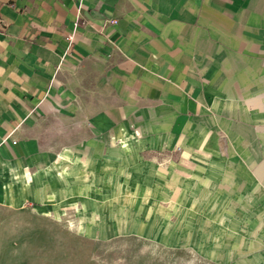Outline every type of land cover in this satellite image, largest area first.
<instances>
[{"label": "crops", "instance_id": "crops-1", "mask_svg": "<svg viewBox=\"0 0 264 264\" xmlns=\"http://www.w3.org/2000/svg\"><path fill=\"white\" fill-rule=\"evenodd\" d=\"M214 120L262 150L264 0H0V264H217L145 241L186 238L182 200L114 195L120 154L175 173L153 155ZM23 217L46 218L45 247L9 229Z\"/></svg>", "mask_w": 264, "mask_h": 264}, {"label": "rangeland", "instance_id": "rangeland-1", "mask_svg": "<svg viewBox=\"0 0 264 264\" xmlns=\"http://www.w3.org/2000/svg\"><path fill=\"white\" fill-rule=\"evenodd\" d=\"M212 123L205 140L200 135L184 149L153 155L159 168L170 166L175 173L150 176L142 167L146 159L136 158V166L140 165L137 170L120 154L115 198L123 201L168 198L188 205L183 209L193 216L176 224L186 238L146 239L151 245L181 247L204 258L212 253L217 264H264V180L260 173H254L256 166L264 164V140L257 141L262 150L230 142L218 123L215 120ZM137 137L125 134L118 145L135 146ZM239 166L247 174L246 179L234 173ZM160 183L167 184L168 189L160 190L163 186ZM133 225L141 230L143 223ZM70 226L74 228L75 224L71 222ZM9 229L28 236L22 240L24 246L42 248L46 245L45 237H30L38 233L45 236L52 228L46 218L23 217L13 220ZM57 229H63V218L56 220L54 230ZM29 257L36 262V254Z\"/></svg>", "mask_w": 264, "mask_h": 264}]
</instances>
